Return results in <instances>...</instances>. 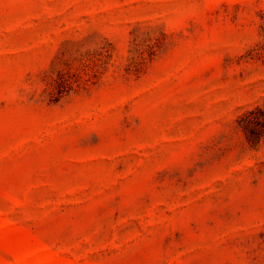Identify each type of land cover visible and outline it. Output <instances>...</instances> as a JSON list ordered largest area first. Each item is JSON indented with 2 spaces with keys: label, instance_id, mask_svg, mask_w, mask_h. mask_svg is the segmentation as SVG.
Returning <instances> with one entry per match:
<instances>
[{
  "label": "rangeland",
  "instance_id": "rangeland-1",
  "mask_svg": "<svg viewBox=\"0 0 264 264\" xmlns=\"http://www.w3.org/2000/svg\"><path fill=\"white\" fill-rule=\"evenodd\" d=\"M0 264H264V0H0Z\"/></svg>",
  "mask_w": 264,
  "mask_h": 264
},
{
  "label": "trees",
  "instance_id": "trees-1",
  "mask_svg": "<svg viewBox=\"0 0 264 264\" xmlns=\"http://www.w3.org/2000/svg\"><path fill=\"white\" fill-rule=\"evenodd\" d=\"M253 124H254L253 121H250V122H248V123L245 124V128L247 130H249L250 132H252V134L254 133V131H253L254 130Z\"/></svg>",
  "mask_w": 264,
  "mask_h": 264
}]
</instances>
